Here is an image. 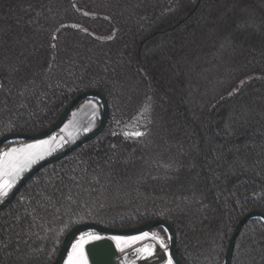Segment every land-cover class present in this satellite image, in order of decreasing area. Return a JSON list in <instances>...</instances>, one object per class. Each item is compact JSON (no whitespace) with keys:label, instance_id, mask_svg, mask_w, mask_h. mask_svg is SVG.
Wrapping results in <instances>:
<instances>
[{"label":"trees","instance_id":"trees-1","mask_svg":"<svg viewBox=\"0 0 264 264\" xmlns=\"http://www.w3.org/2000/svg\"><path fill=\"white\" fill-rule=\"evenodd\" d=\"M92 89L103 131L0 210V264H52L81 223L151 220L173 226L183 264H223L237 222L264 213V0H0V137L46 129ZM87 101L101 114L81 101L50 136ZM139 114L142 135L117 128ZM231 264H264L261 220Z\"/></svg>","mask_w":264,"mask_h":264},{"label":"water","instance_id":"water-1","mask_svg":"<svg viewBox=\"0 0 264 264\" xmlns=\"http://www.w3.org/2000/svg\"><path fill=\"white\" fill-rule=\"evenodd\" d=\"M86 99H94L98 102L101 110L99 122L96 127L81 137H78L73 143L62 151L55 152L50 156L40 160L34 164L30 169L25 171L23 175L16 182L9 194L0 202V210L5 208L16 196L21 187L39 170L48 164L57 161L67 154L72 152L78 146L97 137L104 129L109 109L104 95L98 90H86L76 97H74L60 113L59 117L46 129L35 134L24 133H9L0 137V148L7 143L18 141H37L49 137L54 132L62 127L71 111L81 102ZM252 219H259L264 223V213L261 211H250L246 213L236 224L227 244L223 264H231L233 248L235 240L241 231L244 224ZM155 227L163 228L168 234V249L160 246L157 240L151 238L146 239L137 245H134L123 252H119L112 237H131L149 232ZM83 233H96L103 237L92 241L85 246V253L87 255L89 264H163L167 257H171L174 264H183L179 259L176 251V232L172 225L164 220H151L137 227L117 229L108 228L96 223H81L74 226L65 235L60 249L52 264H63L64 259L75 241L76 237ZM152 245L153 250L151 255L144 253H137V250Z\"/></svg>","mask_w":264,"mask_h":264},{"label":"snow or ice","instance_id":"snow-or-ice-1","mask_svg":"<svg viewBox=\"0 0 264 264\" xmlns=\"http://www.w3.org/2000/svg\"><path fill=\"white\" fill-rule=\"evenodd\" d=\"M134 135L139 136L141 133L137 132ZM49 141H41L38 144H28L21 148H10L7 151L0 153V178L8 176L11 179L0 181V195H7L6 189H10L14 183L15 177H17L21 172L25 171L27 167L35 163L36 160L42 159L45 154L48 153L46 148L49 145ZM149 234L144 233L143 237L132 238L129 243H135L138 239L148 238ZM99 239V237H96ZM119 239V238H116ZM151 239L157 240L160 246L166 250V245L158 235L152 234ZM83 244V238L81 242L74 246V251L80 248V256H83L81 245ZM153 250L152 245H146L143 248L137 250V253H144L146 255H151ZM69 264H74L70 257ZM75 264H86V261L80 260L75 262ZM167 264H173V260L169 257Z\"/></svg>","mask_w":264,"mask_h":264},{"label":"crops","instance_id":"crops-1","mask_svg":"<svg viewBox=\"0 0 264 264\" xmlns=\"http://www.w3.org/2000/svg\"><path fill=\"white\" fill-rule=\"evenodd\" d=\"M84 104H86L85 106H88V107H90L91 109H92L93 107L97 106V105H96L94 102H92V101H87V102H85V103H82L80 106H82V105H84ZM80 106H79V107H80ZM79 107L76 109L77 111L80 109ZM97 107H98V106H97ZM76 110L71 114V116H70L69 119L67 120V123L64 125V127H63V129H62V130H63L62 132L64 133V135H62V136H63L62 138H64V141H65V139H67L65 136H68L67 134L70 133V132L72 131V130H71V127L75 124V122H76V123H79V120H78V119H77V120L74 119V118H75L74 115L77 113ZM74 113H75V114H74ZM73 114H74V115H73ZM60 136H61V135H60ZM56 138H57V135H53V136H50V137H48V138L41 139V140H37V141H30V142H27V143L15 144V145L9 147L8 149H10V148H21V147H23L24 145H28V144H38V143L41 142V141H49V142H50L49 145L46 146V148H47L48 151H49V150L53 147V145L55 144V142H56ZM8 149H7V150H8ZM7 150H5V151H7ZM5 151H3V152H5ZM3 152H1V153H3ZM45 155H46V154H45ZM45 155H44V156H45ZM43 158H44V157H43ZM43 158H42V159H43ZM39 160H41V159H39ZM39 160H36V162L39 161ZM33 164H34V163H33ZM33 164H31L29 167H27L25 171H27L28 169H30V168L32 167ZM25 171L21 172L17 177H15V180H14V183H13V184H15V183L19 180V178L23 175V173H24ZM9 179H11V178L8 177V176H4V177L0 178V181H2V180H9ZM6 191H7V195H8L9 189H6ZM7 195H6V196H7ZM6 196H5V195H0V197H2V198L0 199V202H1ZM148 234H149V233H148ZM97 235H98V234H96V233H83V234H80V235L77 237V239H75V241L73 242V244L71 245V247H70V249H69V251H68V253H67V255H66L65 259H64L63 264H69L70 257H71L72 261L74 262V264H75V262H78V261H80V260L86 261V264H89V261H88L87 255H86V253H85V246H86L88 243L92 242V241H96V240H97L96 237H99V239L103 237V236H97ZM136 237H143V234L136 235V236H131V237H112L111 239H112L113 242L115 243V245H116V247H117V250H118L119 252H123V251H125L126 249H128V248H130V247H132V246H134V245H137L138 243H140V242H142V241H144V240H146V239L151 238V236H149L148 238L138 239V240H136L135 243H129V242H128V241H130L132 238H136ZM82 238H83V244L81 245V248H82L83 256L81 257V256H80V251H81V249H80V248H77V249H75V251H74V246L78 245V244L81 242ZM116 238H119V239H116ZM168 259H169V257H167V260H166L165 263H163V264H167Z\"/></svg>","mask_w":264,"mask_h":264},{"label":"rangeland","instance_id":"rangeland-1","mask_svg":"<svg viewBox=\"0 0 264 264\" xmlns=\"http://www.w3.org/2000/svg\"><path fill=\"white\" fill-rule=\"evenodd\" d=\"M86 104L80 106L79 110L77 111V113L74 115V119H78L79 123H76L71 127V132L68 133L66 136V138H68V140L70 141H74L76 140L80 135H84L85 133L90 132L91 130H93L97 124V120L100 118V111L99 108L97 106L93 107L92 109L88 106H85ZM146 116L144 114H139L136 117H134L133 119H131L130 121L119 125L117 128L119 130H121L122 132H124L125 134H129V135H134V133H143L146 129L145 125H146ZM63 136L57 134V138H56V142L53 145V147L48 151V153L44 156H50V154L52 152H56L57 150H59L63 145H64V138H62ZM16 184V183H15ZM12 185V187L10 189H12L14 187V185ZM9 189V191H10ZM6 196V195H5ZM2 197H0L1 199ZM149 233V236H152L151 232H147ZM97 236H102V235H97ZM159 242V241H157ZM168 249V248H166Z\"/></svg>","mask_w":264,"mask_h":264}]
</instances>
